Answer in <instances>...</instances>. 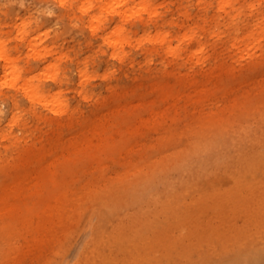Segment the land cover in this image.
<instances>
[{"label": "rangeland", "instance_id": "rangeland-1", "mask_svg": "<svg viewBox=\"0 0 264 264\" xmlns=\"http://www.w3.org/2000/svg\"><path fill=\"white\" fill-rule=\"evenodd\" d=\"M92 1L93 9L86 13L72 0L64 7L58 0H0V53L7 57H0V186L20 176L24 160H31L44 148L60 157L57 163L51 158L47 162L54 170L49 184L26 198L19 209L18 236L12 243L0 242V264L213 261L217 254L210 251L214 248L207 249L209 245L221 248L232 240L241 243L249 232L264 229V171L258 172L264 164V129L258 130L256 124L258 115H264V92L257 93V106H262L259 113L236 118L228 128L233 136L226 137L210 154H200L204 168L193 164L191 172L177 171V157L167 156L168 192L162 191L145 204L127 205L121 213L101 203L98 218L101 213L103 223L98 224V239L92 224H81L65 253L50 256L53 234L47 226L60 214L56 210L46 213V209L63 199L71 200L96 178L98 188L102 187L123 169L133 170L136 161L173 147L174 141L167 136L181 133V123L191 118L193 108L201 107L209 117L230 114L231 99L240 97L247 87L243 77L264 62V0H231L224 9L219 0H148L155 14L126 11L119 15L101 10V4ZM141 20L149 23L151 35L159 31L167 34V42H139ZM24 24L26 29L20 37ZM118 26L124 29L126 43L120 56L113 57L106 42ZM186 27L201 43L202 53L199 59L184 56L169 62L163 54L166 46L183 42V49L194 50V45L183 39ZM249 32L255 48L251 59L241 58L244 44L234 47L232 38L238 36L248 43ZM37 36H44L38 38L37 50L45 46L50 49L40 57L29 46ZM14 66L21 72L16 82L11 74ZM228 69L229 74H222ZM209 71L215 76L210 78ZM52 72L57 76L53 78ZM31 78L32 85L39 86L42 102L30 101L21 87ZM260 79L262 86L264 76ZM197 81L204 82L200 89L195 88ZM111 96L118 97V108L108 138L97 139L93 132L77 147L81 128L86 130L88 121L102 111L104 101ZM56 109L61 110L56 113ZM153 113L158 114L157 121L151 119ZM239 126H245L244 134H239ZM201 174L205 175L200 190L187 197L183 188L198 183ZM248 179L255 189L247 187ZM242 182L246 186L240 191L248 196L247 208L234 213L224 206L219 212L232 188ZM250 191H255V196ZM174 193L182 195L181 202L169 205L167 200L176 196ZM227 202L234 204V200ZM75 209L71 207V211ZM186 211L190 215L185 218ZM14 215H0V233ZM31 234H36L35 239ZM230 235L233 237L227 238Z\"/></svg>", "mask_w": 264, "mask_h": 264}, {"label": "bare ground", "instance_id": "bare-ground-1", "mask_svg": "<svg viewBox=\"0 0 264 264\" xmlns=\"http://www.w3.org/2000/svg\"><path fill=\"white\" fill-rule=\"evenodd\" d=\"M67 1L68 0H58L62 7H64V4ZM72 1L75 2V5L78 2L77 4L80 11H84L86 13L88 11H91L94 6L92 0ZM94 1L101 4V10L113 11V13L118 15L124 14L126 11H130L131 14L139 13L140 11H151L152 14H155L156 12L155 9L150 8V3L148 0ZM230 1L231 0H219L221 8L224 9V7L227 6ZM94 21L95 18H92L90 20L91 24H93ZM96 21H98V19ZM258 24H261V22H259ZM139 25L141 27V30H143L137 38L139 42L150 41L152 42V44L157 41H160L161 43L167 42L169 36L164 32L159 31L154 33L153 35L150 34V32L148 31V22L141 20L139 22ZM21 29L22 30L20 32V37L21 34L23 35L22 32L25 31L24 29H26L25 24ZM184 29L186 30H184V33L182 34L183 39H185V41H187L186 43H189V45H194V50L193 47V51H190L189 48L183 49V42L179 43L178 46L175 47L166 46L163 50V54L169 58V62H172L177 57L184 58V56L189 59L193 57L199 59L200 55L198 56V54L202 53L201 43L196 40V38L193 36V33L191 32V30H189L188 27ZM252 36V33H250L249 36L246 37V39H251ZM43 37H34L33 41L29 43L31 49L37 50L39 44L38 38ZM107 39L108 40L106 43L112 48L111 55L113 57H119L120 52L126 43V35L124 33L123 27H116L110 33V36L107 37ZM232 41V45L234 47L240 48L244 44L242 50L239 52L241 54V58L251 59V50L252 48H255L254 38L246 43V40L244 38L242 39L238 36H234L232 38ZM152 50L153 49H148V51L150 52ZM49 51L50 49L45 46L41 50L34 51V55L40 57L42 55H45ZM0 57L7 60V57L3 52L0 53ZM48 67H45L47 68L46 70H48ZM254 68L255 69L248 77H243L245 79L244 81L246 82L247 87L244 88L243 93L240 97H234L231 99L229 106L232 108V111L226 117H221L222 113H220L217 117H209L206 116V113H204V110L201 109V107H195L192 110V114L190 116L191 118L184 120L181 123V133L179 132L174 137L167 136V138L174 141L173 147H166L165 151L136 161V163H134L135 167L133 170H130V168L123 169L122 173L117 174L112 179H107L102 187L98 188V178H96L86 184L84 186V189L76 194L71 200L63 199L56 204H50L46 209V213H52L54 210H56L59 211L60 216L55 223L47 226V231L49 232V234H53V245L52 248L49 249L48 254L50 256H62L65 253V249L69 247L71 241L74 239V235L81 224H92L93 231L95 232L98 239V224L102 222L101 213L99 214L100 218H98V206H101V203L106 202L109 204V209L111 211L118 210L121 213L122 209H126L127 205H137L138 202L139 204H145L146 200L156 197L164 190L166 191L168 189L166 187H168V183L171 181H167V169L170 167L168 166L169 163H167V159H165L167 156L177 157V160L175 159L177 163L174 167V169L177 171L186 169L187 173L191 172L193 171L191 169L193 167V164H195L196 167L204 168L203 165L206 163L202 161V159L200 158V154L203 151H207L210 154L211 152L218 149V147L226 137L233 136L232 134H230L228 128L236 121V118H244L248 117L250 114L254 115L255 113H259L258 110L262 106H257L258 101H256V98L257 93L261 94L264 92V85L261 86V79L260 81L258 80L260 76H264V62H260L259 64H257V66L255 65ZM228 72L229 69L224 71V73L222 72V74H227ZM53 73L54 72H52L51 74L54 78L57 75ZM209 73L210 74L208 75L210 78L215 76V72L211 73V71H209ZM11 74L14 76L15 82L18 81L21 76V72L16 66H14ZM32 78L24 81L21 87L27 94L26 96L30 101L42 102V100H40V98L38 97L39 86L32 85ZM188 80L191 81V78H189ZM197 84L199 86L196 85L195 88L200 89V87H202V84L204 85V82H200V84L198 82ZM177 94L179 95L178 92ZM117 98L118 97L113 98L111 96L108 102L107 100H105L102 111L96 116L94 115L93 117H91V119L88 121V126V123L85 122L87 127L86 130L85 127L81 128L82 133L80 136L82 138L80 137L81 139H79V141L77 142V147L80 145V143L86 140L89 134L92 135L93 132L96 133L95 138L97 139L98 136L101 138H108V130L111 127L112 120L115 118V110H117L115 108H118V106L115 105V103L117 102ZM56 110V113H59L61 109ZM157 115V113H153V117H151V119L157 121ZM256 120L258 130L260 129V131H262V129H264V115H258V118ZM79 123L83 124V121H80ZM241 125H245L243 124V121H241ZM250 128L251 126L249 127V129ZM238 132L239 134H244L245 126H239ZM165 137H163L164 141L168 140ZM238 139L240 140L241 138ZM242 140L243 139H241V142ZM241 142L240 144H242ZM41 152L38 155H32L33 157L31 160H29L28 158L24 160V164L22 165L21 169L22 174L20 176H14L8 184L0 186V215H4L5 213L15 214V219L8 221L6 226L2 229L0 233V242L12 243L15 240V238L18 236V217L21 216L18 212L19 209L24 207L26 198H28L32 193L42 190V188H44V185L47 186L50 182V179L54 175V170L51 168L50 163L48 164L47 162L51 158L53 159L54 163H57L60 159L59 154L54 153V151H50L47 148H44V150H42ZM261 157L263 158L261 162L264 163V154ZM229 158L226 157V159ZM245 168V165H241L242 170H245ZM251 168L252 167H250L248 170H250ZM261 168H263L262 171ZM260 171L258 170V172L262 174L264 171V164L260 166ZM204 175L205 174L200 175V180L198 183H191L183 188L185 189V195L187 197H193L194 193H197L200 190L199 187L202 184L201 182L202 178H204ZM101 176H104V172H102ZM246 184H248L247 187L249 188L252 185L251 179H248L246 181ZM159 186H161V189L158 188ZM245 186L246 185H244L243 182L239 183L238 185L236 184V186L232 188L231 196L226 200V202H224L223 205H220L218 207L219 212L222 211L224 206L230 207V209H232L234 213L243 212L247 208L248 196H245V194L241 193L240 190ZM252 189H255L254 185H252ZM172 192H174V190H172ZM125 193H127L126 197H123L119 200L118 197L123 196ZM250 194L255 196L256 192L250 191ZM174 195L176 194L174 193ZM181 199L182 195L178 194L171 199L169 198L167 200V203L169 205H178V203L181 202ZM230 200H234L233 205L227 202ZM190 203L192 204L193 200ZM72 206H75V208L77 209L71 211ZM166 207L168 206L166 205L165 208ZM261 212L263 214L262 210ZM104 215L107 217L106 213H104ZM110 215L111 213H108V216ZM189 215L190 213L186 211L185 218ZM52 230H54L53 233H51ZM37 233L38 232H36V234ZM36 234H31L32 239H35ZM230 237L233 236L230 235L227 238ZM207 249H212L210 251L214 254H217V258L206 264H264V229L263 231L260 229L256 230L255 232H249L241 243H237L236 241L232 240L228 243L225 242L221 248H217L216 246L214 247V245H209ZM46 262L50 263V260L47 258ZM187 262L188 263L186 264L199 263V261L196 260H188ZM174 264H179V261L175 262Z\"/></svg>", "mask_w": 264, "mask_h": 264}]
</instances>
